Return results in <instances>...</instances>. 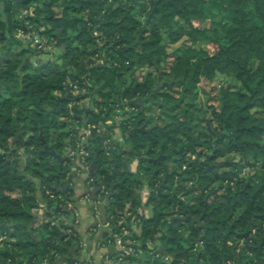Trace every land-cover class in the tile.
I'll return each mask as SVG.
<instances>
[{
  "label": "trees",
  "instance_id": "obj_1",
  "mask_svg": "<svg viewBox=\"0 0 264 264\" xmlns=\"http://www.w3.org/2000/svg\"><path fill=\"white\" fill-rule=\"evenodd\" d=\"M210 1L0 0V264H43L78 240L53 224L73 199L60 189L70 165L44 149L64 154L82 140L75 126L89 130L93 184L114 185L103 206L111 224L128 204L129 229L140 210L152 212L130 263L158 264L151 242L170 264H264V0H219L226 21L208 30ZM26 20L57 41L53 61L17 39ZM164 31L190 41L170 60ZM218 73L243 89L220 85ZM115 128L122 139L111 149Z\"/></svg>",
  "mask_w": 264,
  "mask_h": 264
},
{
  "label": "crops",
  "instance_id": "obj_2",
  "mask_svg": "<svg viewBox=\"0 0 264 264\" xmlns=\"http://www.w3.org/2000/svg\"><path fill=\"white\" fill-rule=\"evenodd\" d=\"M59 43V42H58ZM84 117V115H83ZM76 131L78 132V137L81 138L84 142L87 140V128L75 126ZM80 132L83 134L81 135ZM99 132L102 134L101 130ZM104 134V132H103ZM114 138H112L113 144L110 145V141L108 145L111 149H113L115 142L121 140L122 133L118 128L114 129ZM101 136V135H99ZM86 143V142H85ZM64 154H68L66 149ZM69 155V154H68ZM72 158V157H71ZM73 159V158H72ZM70 165L71 170V179L68 181L69 187L64 189L73 190V199L69 200L70 206L69 211L66 212L63 209L59 208L63 212L57 213L53 217V221H56L57 224L61 227V224L64 226H68L69 228H63L62 231L69 233L72 229H74L75 234L78 236V240L73 242L72 245H65L64 249L66 250L62 254H55L54 256L49 257L43 264H59L58 260L63 259V264H110L105 261V258L108 255H113L115 253L116 245L113 242H110L109 239V229L106 223H108L109 216L106 215L104 210V204L111 198L113 190L110 192L109 188H106L105 185H101V189L98 192V198L95 200L91 199L92 190L90 192V200L85 198V194L88 191L85 175L78 172L76 169V174H72V164L69 162H65ZM137 161L133 160V162L129 165V170H136ZM136 193L138 194V198L140 202L144 205L148 200L149 189L148 187H144L143 189H136ZM104 197L102 200L101 198ZM97 203L99 206V214L97 215L93 211V204ZM61 207V206H60ZM62 207H65L63 205ZM130 207V204L126 205L127 209ZM146 216H151L152 212L150 208L142 209ZM77 211V214H75ZM45 218V207H41L35 217V222H42ZM108 221V222H107ZM136 232L139 234L141 232L140 227L135 228ZM36 237V234H34ZM67 247V248H66ZM74 251V252H73ZM74 257V262L71 258ZM52 260V262H50ZM114 264H134V263H114Z\"/></svg>",
  "mask_w": 264,
  "mask_h": 264
},
{
  "label": "built area",
  "instance_id": "obj_3",
  "mask_svg": "<svg viewBox=\"0 0 264 264\" xmlns=\"http://www.w3.org/2000/svg\"><path fill=\"white\" fill-rule=\"evenodd\" d=\"M25 15L27 11L23 12ZM17 39L31 44L32 47L36 48L39 52L45 55V60L53 61L57 56V41L54 38H49L47 35L41 33L40 30L33 28L32 24L26 20L24 21L23 27L18 28L16 32ZM72 86L76 89L77 84H72ZM132 108L125 106V110H130ZM133 109H136L133 107ZM120 109H117V112L120 113ZM117 119H122L121 115H117ZM87 134L89 135V130L87 128ZM66 151L70 157H72L77 163L78 172L85 175V182L88 188L87 193L84 195L86 199L90 200V192L93 189V180L94 177L90 174V163L88 161L89 153L84 147V144L81 141H76L75 144H68L66 147ZM51 197H56V194L52 191H48ZM62 198V196H59ZM70 206L69 201L62 203V206ZM93 211L97 215L99 214V206L97 203L93 204ZM77 214V211H75ZM126 215H130L129 212H125L123 216H119L120 221L119 225H112L111 219L114 217L113 215L109 216L108 223L106 225L109 229V241L113 242L116 245V250L113 255H108L105 258V261L114 264V263H130L129 258L134 256L138 252L139 240L135 236L136 229L140 227V221L145 213L140 210L139 217L133 221H131V227L128 228L127 224H123ZM53 224H57L56 221H53ZM118 227V230H115ZM138 234V233H137ZM6 235H0V240L5 239ZM245 243V239L241 238L238 240V249L243 246ZM149 247L153 249V253L157 258L158 264H170L171 256L160 251L159 247L154 249V244L148 242ZM201 242H195L193 249H198ZM158 245V244H157ZM161 247V246H160Z\"/></svg>",
  "mask_w": 264,
  "mask_h": 264
},
{
  "label": "rangeland",
  "instance_id": "obj_4",
  "mask_svg": "<svg viewBox=\"0 0 264 264\" xmlns=\"http://www.w3.org/2000/svg\"><path fill=\"white\" fill-rule=\"evenodd\" d=\"M216 2H219V0H212L210 2L207 3L206 5V20L203 22V26L205 28H207L208 30L212 29L214 27V22L215 21H221V22H225V16H226V11L216 7L214 4ZM33 8V7H31ZM58 33V32H57ZM163 43L165 45L166 51L168 53V60L172 59L173 57H175V55L180 54L184 48H186L188 45H190V41L189 39L185 36L181 39H179L176 42H171L170 39L168 38V34L166 31L163 32ZM204 46V45H203ZM45 55H41L42 59L44 58ZM33 61V60H32ZM165 70H167V67L165 68ZM216 82L219 83L220 85L227 87V88H231L233 90H242V84L241 82L234 76V75H230V74H224V73H218L216 76ZM206 89V81L201 82L200 84V90L199 93L197 95V102L204 106L203 108L205 109V105L204 102L206 100V93L204 92ZM195 114H196V119H198V117L202 116V112L199 110H195ZM254 114L256 116H261L263 114L262 110H254ZM208 116V114H207ZM160 245V243H158Z\"/></svg>",
  "mask_w": 264,
  "mask_h": 264
},
{
  "label": "water",
  "instance_id": "obj_5",
  "mask_svg": "<svg viewBox=\"0 0 264 264\" xmlns=\"http://www.w3.org/2000/svg\"><path fill=\"white\" fill-rule=\"evenodd\" d=\"M60 33H61V31H59L57 35H60ZM58 42H59V45H60L61 50L64 51V50H65V45H64L60 40H59ZM0 58H2V57H0ZM141 103H142V102H140V104H141ZM143 129H144V127L142 126V127L140 128V130H143ZM134 130H136V127L134 128ZM80 134L82 135L83 133L80 132ZM113 141H114L113 139L110 141V145L113 144ZM85 142L88 143L87 140H86ZM44 149H45V151H47L49 154H51L53 157H55V158L59 161V163H65V162H69V163H71L72 166H73V167H72V168H73V169H72V174H73V175L76 174L77 163H76V161H75L74 159H72L68 154H59V153H57L52 147L49 148L47 144H45ZM90 174H91V175H94V163H91V164H90ZM36 183L38 184V183H39V180H37ZM67 187H69V184H68V183H62L60 189H64V188H67ZM113 188H114V185L112 184V185L110 186V188H109V191L111 192V191L113 190ZM100 189H101V187L99 186L98 182H95V183H94V189L92 190V194H91V199H92V200H95V199L98 198V195H97V194H98V192L100 191ZM101 199L103 200L104 197H102ZM58 208H61V209H63V210L66 211V212L69 211V208H68L67 206H65V207H58ZM34 222H35V219L33 220L32 223H34ZM33 237H35V235H33ZM66 248H67V247H66ZM73 252H74V251H73ZM71 260L74 262V257H72ZM50 262H52V260H50ZM63 262H64L63 259H59V260H58V263H59V264H63Z\"/></svg>",
  "mask_w": 264,
  "mask_h": 264
}]
</instances>
